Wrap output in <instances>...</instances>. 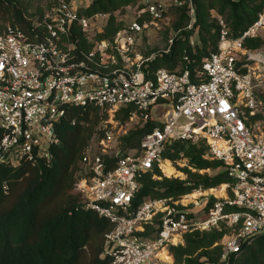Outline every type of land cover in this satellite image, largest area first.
Here are the masks:
<instances>
[{
    "label": "built area",
    "instance_id": "1",
    "mask_svg": "<svg viewBox=\"0 0 264 264\" xmlns=\"http://www.w3.org/2000/svg\"><path fill=\"white\" fill-rule=\"evenodd\" d=\"M173 2L187 3L193 28V0ZM144 5L157 26L165 3L145 0ZM79 10L75 0H60L45 18L33 21L31 32L14 25L0 32V164L50 160L68 105L95 103L110 115L132 105L130 118L154 120V107L167 104L160 124L135 148L120 146L126 128L112 118L103 120L104 134L88 146L75 191L87 208L114 224L102 253L111 264H176L171 247L184 244L187 233L222 228L228 231L221 241L222 260L228 262L264 232V128L248 115H255L263 72L250 61L264 64V58L244 45L264 32V12L239 37L222 20L217 50L194 75L189 68L151 67L155 57L145 58L135 48L133 32L147 26L138 19L112 40L79 51L71 41L72 27L77 23L86 30L91 22ZM176 140L206 143L208 155L223 163L230 178L222 184L224 194L200 186L191 200L188 193L147 198L134 206L140 177L155 165L164 171L163 152ZM149 225L155 228L152 235L146 234Z\"/></svg>",
    "mask_w": 264,
    "mask_h": 264
},
{
    "label": "trees",
    "instance_id": "2",
    "mask_svg": "<svg viewBox=\"0 0 264 264\" xmlns=\"http://www.w3.org/2000/svg\"><path fill=\"white\" fill-rule=\"evenodd\" d=\"M130 1L92 0L79 13L91 16L109 12ZM216 2L220 4L218 11L226 15V25L234 37H239L259 17L260 7L251 8L245 0H193L196 6L194 28H199V42L192 46L189 36L193 30L183 29L190 20L189 6L184 3L179 6L182 14L176 23V29L181 32L161 58L165 67L176 71L189 68L195 75L202 68L204 58L217 50L221 25L205 20V10L215 7ZM42 16L34 12L28 14L25 0H0V32L8 25L31 32L33 21ZM116 29L114 17H111L99 34L100 39L112 40ZM71 35L79 51L89 49L79 24L73 25ZM244 45L249 49L259 48L264 45V39L247 38ZM158 63L156 58L150 66L164 67ZM178 66L180 68H176ZM132 110V105L121 107L117 118L122 121L130 118ZM107 118L108 112L95 103L68 105L57 125L58 141L50 147V160L39 158L35 163L25 160L16 166L0 164V264H111L112 259L103 257L102 253L105 235L114 224L87 208L75 191V183L84 172L87 148L103 136L102 122ZM159 124L152 119L146 120L144 125L123 134L120 146L123 149L138 147L141 138ZM2 135L0 129V141ZM181 156L188 157L189 165L196 169L193 172L189 166L184 168L191 180L163 176L155 165L140 177L141 186L133 199L134 206L147 198H178L200 186L215 187L230 179L221 161L204 156V147L190 140L167 144L163 158L177 160ZM207 168L220 170L213 175L201 172ZM154 175L162 177L154 178ZM154 230V226L149 225L146 234L152 235ZM221 235L222 232L217 231L187 233L185 243L172 246L171 253L179 264H218L222 249L212 245ZM198 250L200 252L193 255ZM228 264H264V232L231 255Z\"/></svg>",
    "mask_w": 264,
    "mask_h": 264
},
{
    "label": "rangeland",
    "instance_id": "3",
    "mask_svg": "<svg viewBox=\"0 0 264 264\" xmlns=\"http://www.w3.org/2000/svg\"><path fill=\"white\" fill-rule=\"evenodd\" d=\"M60 0H25L27 5L28 14L35 13V14H43L42 18L46 17L48 14L52 12V9L59 4ZM165 3V6L167 8V11L165 13L164 19L159 22V24L156 26L154 24L150 23L151 17L150 14L145 9V0H131L127 4H121L118 9L109 11V12H103L104 14L102 16H95L94 14L91 15V22L89 24L88 29H82L84 33L85 43L89 48H92L95 43L100 41L99 34L104 31L105 27L107 26L109 20L111 17H114V23L117 27L116 31L113 33L112 38H115L119 32H124L125 29L128 28V25L132 20L138 19L142 24L147 23V26H145L144 30L138 33L133 32V35L135 37V48L142 55L143 57H152L154 56V60L157 58L158 65L164 66V63L161 62V58L163 54L169 52L170 46L173 42V39H175L178 34H180V29H176V23L179 22L180 16L182 14V11L179 6L175 5L173 0H161ZM251 8L255 6H259V15L264 12V2L263 0H245ZM92 0H75V4H78L80 6V9L86 8ZM206 6V3L204 4ZM218 6H220L219 2L215 3V7L207 8L205 11L207 12L206 19L207 21H215L218 25H220L221 21L223 20L224 23L227 24L226 21V15L221 14L218 11ZM207 7V6H206ZM196 9V6H195ZM196 12V11H195ZM205 12V13H206ZM188 14L190 15V12L188 11ZM39 18V17H38ZM190 19V16H189ZM181 22V21H180ZM190 20L188 21L187 25H185L186 30H193L192 34H190L189 39L190 43L197 44L199 42V28H189ZM184 25V23H181ZM264 39V32L260 33L258 38ZM255 54L260 55L264 58V45L259 48H253L251 49ZM180 62V61H179ZM259 63V62H257ZM250 65L253 66H259L261 70H263L261 75V80L257 81L258 85L256 87L255 93L258 100V106L255 110V115H261L259 118H254L253 115H251L248 111V115L250 117L251 123L255 124V126L260 125L261 128L263 127L264 122V64L259 63L256 64L255 61H250ZM180 68V66L176 67ZM168 109L167 104H161L156 107H154L152 111V116L154 117V120L157 122H161L164 112ZM117 112L113 115L108 114V118L113 119V123H118L122 125L124 128L127 129V132L137 126H142L145 124V121L141 117L135 116L134 118H127L126 120L122 121V119L117 118ZM197 144L200 147H204V156L208 159H212L208 155V148L206 143L203 140H197L193 142ZM167 161H170L176 170L173 174H167L166 172L162 171V175L169 177V178H182V179H188L189 174L184 170L186 167H190L193 172H196V169L191 167L189 165V159L186 156H181L177 160H172L166 158ZM163 163H165V161ZM166 161V162H167ZM182 168V169H181ZM220 168H207L202 169V173H209L210 175L216 174ZM154 178H161L162 176L154 175ZM189 180V179H188ZM191 180V178H190ZM223 183H221L218 186H215L218 188L217 193L224 188L222 186ZM215 187H209L204 188L206 190H209L210 188ZM193 196L188 197V200H191L192 197L197 196L198 192L196 190H193L191 192ZM219 194V193H218ZM210 231H217L222 232L221 237L212 245V247L215 246H221V241L223 240L225 234L228 232L226 228H222V230L214 229ZM209 232V231H205ZM200 252V250L196 251L193 255H197ZM175 260V258H174ZM176 262V261H175ZM176 264H179L176 262ZM218 264H228V262L222 260V253L220 256V262Z\"/></svg>",
    "mask_w": 264,
    "mask_h": 264
},
{
    "label": "bare ground",
    "instance_id": "4",
    "mask_svg": "<svg viewBox=\"0 0 264 264\" xmlns=\"http://www.w3.org/2000/svg\"><path fill=\"white\" fill-rule=\"evenodd\" d=\"M164 170L167 174H173L176 172V170L174 169V167L172 166L171 162L170 161H167L166 164H165V167H164ZM224 187V186H223ZM224 188H222V190H220L218 193L219 195H222L224 194ZM192 196V195H191ZM162 256L167 259V260H170L172 261L173 260V257L167 253L166 251L163 252Z\"/></svg>",
    "mask_w": 264,
    "mask_h": 264
},
{
    "label": "crops",
    "instance_id": "5",
    "mask_svg": "<svg viewBox=\"0 0 264 264\" xmlns=\"http://www.w3.org/2000/svg\"><path fill=\"white\" fill-rule=\"evenodd\" d=\"M167 161V160H166ZM166 161H165V163H164V165H163V169H164V167H165V164H166ZM172 164V163H171ZM173 165V164H172ZM164 172H165V170H164ZM217 192V191H216ZM218 194V193H217ZM193 196V195H192Z\"/></svg>",
    "mask_w": 264,
    "mask_h": 264
}]
</instances>
